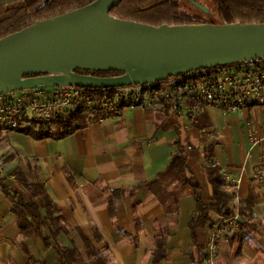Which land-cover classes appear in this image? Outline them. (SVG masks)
<instances>
[{
	"label": "crops",
	"instance_id": "1",
	"mask_svg": "<svg viewBox=\"0 0 264 264\" xmlns=\"http://www.w3.org/2000/svg\"><path fill=\"white\" fill-rule=\"evenodd\" d=\"M23 130L0 129V179L24 201L30 195L14 173L43 186L63 226L50 242L78 251L81 259L71 264H198L188 226L196 208L191 190H183L168 211L150 189L179 147L187 155L186 177L198 185L203 203H212L205 165L237 180L234 189L224 187L234 208L253 199L239 230L220 240L216 264H264V104L230 114L201 105L192 117L124 106L62 137L36 138ZM15 210L0 186V264H57L56 252L37 234L22 237ZM210 216V222L221 217ZM210 222L195 231L204 246Z\"/></svg>",
	"mask_w": 264,
	"mask_h": 264
},
{
	"label": "water",
	"instance_id": "2",
	"mask_svg": "<svg viewBox=\"0 0 264 264\" xmlns=\"http://www.w3.org/2000/svg\"><path fill=\"white\" fill-rule=\"evenodd\" d=\"M120 1L93 0L1 37L0 92L46 86L107 89L264 57V22L154 26L110 15Z\"/></svg>",
	"mask_w": 264,
	"mask_h": 264
},
{
	"label": "trees",
	"instance_id": "3",
	"mask_svg": "<svg viewBox=\"0 0 264 264\" xmlns=\"http://www.w3.org/2000/svg\"><path fill=\"white\" fill-rule=\"evenodd\" d=\"M91 1L93 0H17L2 4L0 5V38L39 20L82 7ZM211 5L210 11L203 16L204 18H199L196 17L194 11L182 8L181 0H121L118 5L110 9L109 14L114 17L134 20L154 26L161 24L183 25L194 23L264 22V0H211ZM76 72L95 76H114L121 74L118 71L77 70ZM90 89L101 90L99 88ZM85 121V114L79 110L70 118L55 119L53 124L56 125L57 130L54 133H49L40 126L36 130L25 129L23 131L36 138H57L71 133ZM186 156L184 149L179 147L172 154L164 173L151 184L150 189L154 196L164 206L166 205V210L168 211L175 208L176 201L183 190L186 188L191 190L196 201V208L188 226L191 232L192 243L196 246L200 254L198 264H201L206 255L205 246L197 242L195 236L196 229L210 222V211L215 212L221 217H228L234 211V205H232L231 192H228L224 188L225 181L219 174V168L213 165L204 166L211 188L210 200H212V203L202 202L198 185L192 182L191 178L186 177ZM208 156H210V153L206 155V157ZM14 174L22 188L29 193L30 199L28 201H24L18 192L11 186L6 185L1 179L0 186L6 194L14 199L18 228L22 237L26 238L32 233L37 234L45 246L54 249L57 255V264H71L73 261L81 259L80 254L74 247L62 246L55 241L50 242L51 238H54L63 226L60 221L58 209L46 194L43 186L39 183H28L21 176L20 172ZM170 184H174V188L170 193H167L165 188ZM167 200L168 204H166ZM252 205V198L243 202L238 207L240 215L245 216L251 210ZM41 210H43L44 214H42ZM44 229H47V234H44ZM22 248L25 254H30L24 241L22 242ZM161 255L162 253L157 252V257L155 258L159 259ZM96 264H103V262L96 260Z\"/></svg>",
	"mask_w": 264,
	"mask_h": 264
},
{
	"label": "built area",
	"instance_id": "4",
	"mask_svg": "<svg viewBox=\"0 0 264 264\" xmlns=\"http://www.w3.org/2000/svg\"><path fill=\"white\" fill-rule=\"evenodd\" d=\"M264 104V57L195 69L144 84L101 90L77 86H46L0 92V129L57 130L55 119H67L81 110L87 121L118 114L124 106L162 108L178 116L192 117L201 105H212L225 114ZM0 154V176H4ZM234 189L237 180L223 175ZM240 227V213L234 208L228 217L208 225L205 257L201 264H216L222 237Z\"/></svg>",
	"mask_w": 264,
	"mask_h": 264
},
{
	"label": "rangeland",
	"instance_id": "5",
	"mask_svg": "<svg viewBox=\"0 0 264 264\" xmlns=\"http://www.w3.org/2000/svg\"><path fill=\"white\" fill-rule=\"evenodd\" d=\"M211 6V0H181V7L194 11L199 18H204L203 16L210 11Z\"/></svg>",
	"mask_w": 264,
	"mask_h": 264
}]
</instances>
